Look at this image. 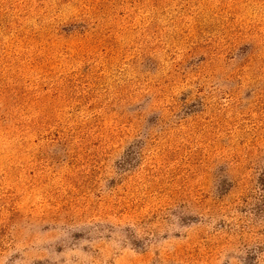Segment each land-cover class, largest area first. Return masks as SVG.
Wrapping results in <instances>:
<instances>
[{
	"label": "rangeland",
	"instance_id": "1",
	"mask_svg": "<svg viewBox=\"0 0 264 264\" xmlns=\"http://www.w3.org/2000/svg\"><path fill=\"white\" fill-rule=\"evenodd\" d=\"M0 264H264V0H0Z\"/></svg>",
	"mask_w": 264,
	"mask_h": 264
}]
</instances>
